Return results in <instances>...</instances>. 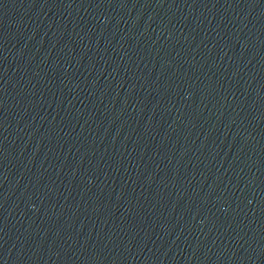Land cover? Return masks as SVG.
Listing matches in <instances>:
<instances>
[{"label": "water", "instance_id": "water-1", "mask_svg": "<svg viewBox=\"0 0 264 264\" xmlns=\"http://www.w3.org/2000/svg\"><path fill=\"white\" fill-rule=\"evenodd\" d=\"M210 264H264V0H0Z\"/></svg>", "mask_w": 264, "mask_h": 264}]
</instances>
